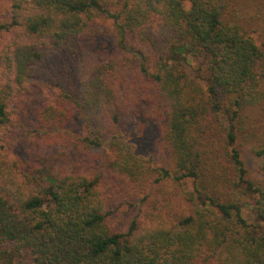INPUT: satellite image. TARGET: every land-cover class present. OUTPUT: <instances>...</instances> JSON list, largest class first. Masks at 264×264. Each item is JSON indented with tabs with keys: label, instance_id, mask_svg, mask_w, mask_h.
Instances as JSON below:
<instances>
[{
	"label": "trees",
	"instance_id": "16d2710c",
	"mask_svg": "<svg viewBox=\"0 0 264 264\" xmlns=\"http://www.w3.org/2000/svg\"><path fill=\"white\" fill-rule=\"evenodd\" d=\"M246 4L0 0V264H264V184L247 178L237 146L248 111L264 109V2ZM102 34L113 52L67 71L70 91L36 115L37 136L67 161L24 168L3 142L13 103L40 62L78 55L80 40ZM65 98L83 123L76 141H65ZM149 123L171 154L154 182L170 178L187 208L171 202L115 229L103 178L140 181L145 158L135 138ZM84 153L96 164L80 171ZM255 155L264 168V146Z\"/></svg>",
	"mask_w": 264,
	"mask_h": 264
},
{
	"label": "rangeland",
	"instance_id": "374dc122",
	"mask_svg": "<svg viewBox=\"0 0 264 264\" xmlns=\"http://www.w3.org/2000/svg\"><path fill=\"white\" fill-rule=\"evenodd\" d=\"M239 1L249 4L252 8L264 2V0ZM100 22L104 26L107 24L106 20ZM260 32L258 30L252 34L258 44L263 38ZM112 49V40L105 35L88 37L80 40L78 55L61 53L44 59L37 66L35 75L26 86L27 90L22 91L20 97L13 103L16 111L3 139L8 151L24 168L39 166L44 158L47 162L60 156V163L67 161L66 156L58 154L57 150L49 151L37 136V112L48 102L58 103L63 92L68 89L70 91L67 71L82 72L112 53L114 50ZM198 64V59L189 60L187 67L189 70L192 68V74ZM65 101L71 110L67 127L69 136L65 138V141H76L77 137L82 135L83 123L77 109L66 98ZM247 115L246 127L243 132L238 133L237 146L245 163L247 178L262 185L264 184L263 161L255 155V150L264 146V109L252 108ZM135 146L137 154L145 158V173L140 181H131L113 172L105 173L103 178L101 191L108 204L110 203L109 222L115 229H121L127 225L133 216L144 217L146 213L155 212L158 208H163L162 205L171 202V205L175 204L180 209L187 208L184 200L175 198V182L170 178L154 182V179L160 175L157 169L168 168L171 161L170 149L160 139L159 126L149 123L144 132L135 138ZM93 162L96 164L92 157L84 153L81 163L76 167L80 171L90 170L89 166L93 165ZM185 184L189 189L191 188L189 178H185ZM241 195L243 214L248 219L252 218L254 215L252 196L246 192Z\"/></svg>",
	"mask_w": 264,
	"mask_h": 264
}]
</instances>
